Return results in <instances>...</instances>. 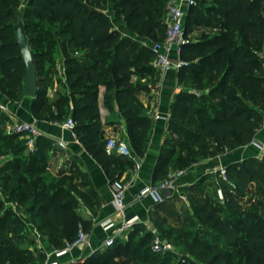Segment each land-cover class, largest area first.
<instances>
[{
    "label": "trees",
    "instance_id": "obj_1",
    "mask_svg": "<svg viewBox=\"0 0 264 264\" xmlns=\"http://www.w3.org/2000/svg\"><path fill=\"white\" fill-rule=\"evenodd\" d=\"M168 1L113 0L116 15L123 17L126 26L156 43L165 38ZM205 1L209 4L207 7L196 4L190 7L186 30L201 26L218 32L213 36L210 32L204 33L201 39L184 47L183 57L190 65L179 72L180 80L186 86L197 87L199 91L207 89L208 93L199 96L184 91L176 95L169 126L172 137L166 138L155 174V179L161 180L159 182L169 178L170 166L176 171L184 170L209 156L230 153L251 144L264 125V86L257 85L255 75L258 72L255 53L261 51L264 44V0ZM21 2L0 0L2 93L12 101H20L26 95V66L16 43L19 21L24 24L38 81L47 62L54 60L52 57L48 60L38 47L44 44L55 51L62 40L64 55L72 47L79 48L83 55L65 56L71 96L59 95L57 100H48L46 105L45 93L39 86V95L32 101L33 114L40 120L63 122L70 115L69 104L72 103L75 132L85 145L92 146L95 158L106 172L115 176L121 170L132 168V159L106 151L99 113V89L101 86L106 88L104 105L108 109L114 111V105H118L128 125L133 151L143 157L153 122L137 97L144 87L138 88L132 77L143 78L157 73L153 67L155 54L141 43L122 36L113 27L105 14L109 0H29L24 9L20 8ZM26 22L39 31L44 30V35L31 38ZM52 22L59 28L55 30ZM252 85L263 88L262 93L252 90ZM241 93L249 95L253 104ZM6 119L0 111V124ZM186 126L194 129L188 132ZM183 132L192 139L179 142L177 138ZM7 136H18L21 139L19 148L26 150V141L19 135ZM33 159L35 163L29 165L30 172L35 165L41 168V164H45L47 170L42 155H33ZM8 171L7 175H0L6 195L27 214L41 213L40 231H44V236L56 247L64 249L74 243L81 228L90 232L92 226L76 212L72 197L57 201L59 193H51L48 184L29 181L19 165ZM226 171L227 179L217 175L224 203L215 205L208 199L204 204L200 198L196 201L209 212L206 216L201 214V219L210 228V233L215 234V240L225 241L232 249L194 236L186 243L183 256L172 250L156 253L153 250L156 235L146 233L134 248L135 256L142 258L140 263L171 264L174 260L176 264H264V214L261 211L264 199L255 200L259 194L264 197V160L251 156L228 165ZM208 179H201L196 184L197 192H193L203 193V185ZM116 180L118 178L113 177V182ZM59 181L68 192L78 191L72 177H60ZM195 209L198 210L197 206ZM153 219L161 228L166 227V222L158 215ZM144 230V225L136 224L128 234V246H124V238H118L114 246L106 248L104 256H118L122 250L130 252L129 245ZM23 240L25 227L21 217L0 208V263L36 264V259L21 249ZM102 256L90 264L107 262Z\"/></svg>",
    "mask_w": 264,
    "mask_h": 264
},
{
    "label": "crops",
    "instance_id": "obj_2",
    "mask_svg": "<svg viewBox=\"0 0 264 264\" xmlns=\"http://www.w3.org/2000/svg\"><path fill=\"white\" fill-rule=\"evenodd\" d=\"M170 1L171 0L168 1V4ZM186 2L187 0H181V3L184 4L187 9L188 18L190 7L188 8ZM195 28V30L193 29L194 32L202 28L203 30H208L201 26H196ZM117 30L122 36L131 38L150 50H152L153 45L156 43L149 38L133 32L121 20L117 25ZM198 40L199 39H196L193 42ZM58 64L60 68L59 78H61L68 86L66 58ZM157 73L147 75L144 79V81L150 82V89L149 87H144L137 93V97L143 105L146 115L153 122L146 152L143 157H139L141 158V167L137 170L134 163L132 168L121 170L115 176H111L106 172L95 158V151L91 148L92 146L85 145V143L78 138L75 129H66L56 125L55 121H45L36 118L32 111V97L26 95V97L20 101H12L4 95L3 102L8 106L10 114L3 112L7 119L0 124V128L5 130L6 122L10 119L11 115L18 120L36 122L39 125L43 132V137L33 155L43 156L47 165V173L49 175L57 178L72 177L74 184L77 186V192L80 194V198L83 199V208L81 209V213L78 214L85 223L92 226L89 232V243L85 246H75L70 252L61 257H57L56 255V251L61 249L51 243L47 236L38 235L40 237V247L48 255L46 263L58 262L59 264H77L88 259L98 251L106 249L102 245L111 232L104 231L101 223L109 218H113L115 215L114 198L111 188L113 177L130 184L126 193V203L128 205L126 219L138 218L137 224L150 226L152 225V219L157 217V215L160 217L166 214L164 217H170V214L168 212H163V210L174 208V204L183 201L181 194L186 195L189 199V196L194 193L193 191L197 192L196 184L203 177H209V175H212L207 181H205L203 185V193H207L208 191L206 184L214 183L216 191L221 193L222 200H224L223 191L217 180L219 170L221 168H226L232 163L243 161L251 156H256L264 160V153H261L258 146L253 143L230 153L209 156L203 161L191 165L187 170H184L185 174L179 177L175 183L179 188V194H177L175 198L166 200L162 203L156 202L152 197H144L141 200H136V195L138 193L150 186L160 183L159 181H161L155 179V174L162 153V148L166 143V138L170 134L169 126L171 121V109L176 95L184 91H191L197 95L199 94L186 86L185 83L181 82L180 72L172 71L162 76ZM138 79L139 77L134 75L132 77L133 83L136 84ZM50 90L53 91H48V96H51V94L52 96L55 95V99L52 101L57 100L59 95L71 96L70 91L64 89V87L59 88L54 85L53 89ZM105 92L106 88L101 86L99 89V113L104 133L103 139L106 142L110 135H115L119 139L126 140L132 147L128 125L123 115L119 112L118 105H114V111H111L104 105ZM69 108L70 115L63 122L72 119V103L69 104ZM157 115H159V119L156 118ZM58 141H64L66 147L61 148L57 146ZM255 141L257 144L264 142V125L262 129L258 131ZM121 158L128 157L121 156ZM176 172L177 171L170 166L168 177L170 178ZM0 189L4 190L3 182L1 180ZM3 194L4 198L2 201L4 203L6 202V204L13 206L16 210L17 207L21 208L5 194V191H3ZM21 214L22 213H20L19 216H22ZM25 218V220H28L27 217Z\"/></svg>",
    "mask_w": 264,
    "mask_h": 264
},
{
    "label": "rangeland",
    "instance_id": "obj_3",
    "mask_svg": "<svg viewBox=\"0 0 264 264\" xmlns=\"http://www.w3.org/2000/svg\"><path fill=\"white\" fill-rule=\"evenodd\" d=\"M118 1V0H114ZM196 5H201L203 7H207L209 4L205 0H194ZM29 0H22L20 8H23L27 6ZM120 9V8H118ZM106 16L110 19V21L113 24V27L117 29V25L119 24V21H123L122 16L116 15V9L114 7L113 0H109V3L105 9ZM110 15V16H109ZM34 22H38L37 19L31 18ZM120 19V20H119ZM166 19V18H165ZM164 19V21H165ZM46 26V21L43 22ZM27 24V30L31 38L40 37V35H44V30H37L34 28V26L28 22ZM52 27L59 28V25L56 24V22H52ZM194 30L196 28H193ZM191 28H187V35L190 42L195 41L196 39H201L202 35L204 33L210 32V35L213 36L215 33H217V30L211 29V30H197L194 32V30ZM153 41V40H151ZM154 42V41H153ZM64 42L60 40L58 49L55 51H52L51 47H47V45H41L38 47L41 51L45 52V55L47 56L48 60L54 58V60H50V62H47L46 70L39 74V81H40V88L42 89V92L45 93L46 98V105H48V100L52 101L55 99V95L48 96V91H53L50 89H53L54 85L57 87H64L66 90H70L69 86H67L61 78H59V62L62 61L65 56L68 57H78L80 55H83L81 50L76 47H72L71 50L66 53L67 55H64V53L61 50L62 45ZM37 49L36 47H34ZM264 50V44L263 48ZM261 50V51H262ZM153 52V50H151ZM154 54V52H153ZM255 60L257 61V69L258 72H256V77L258 79L257 85L264 86V72L261 64V58L260 55H258V52L255 53ZM54 55V56H53ZM58 60V61H56ZM189 62V61H188ZM190 63V62H189ZM158 74V73H157ZM147 77L145 75L143 78H139L137 81L138 88L143 86L145 88L149 87L150 82L144 81V79ZM25 85V83H24ZM66 86V87H65ZM150 89V87H149ZM252 90H255L256 93H262L263 88H259L258 86H251ZM194 91L198 92L199 96L207 94V89H202L199 91V89L196 87L193 89ZM140 91V90H139ZM138 91V92H139ZM258 91V92H257ZM260 91V92H259ZM241 95L249 101L251 104H253L250 101V96L241 93ZM26 97V95H25ZM53 97V98H52ZM210 105L209 107H212L213 105ZM46 111V109L44 110ZM194 127L192 126H186L185 130L188 132H192ZM6 131L0 128V175L9 173V168L15 165H19L21 167L22 172L27 173L28 180L32 181H38L39 183L48 184L51 187V193H59L57 196V201H62V198L65 197H72L74 199L73 201V207L76 208L77 213H81V209L83 208V199L80 198V194L78 192H68V188L66 186L63 187L62 182L59 181V178L53 177L52 175H49L47 173V170L45 168V164H41V168L39 166L35 165V169L30 172L28 170L29 165H31L34 162L33 159V153L29 154L27 150H21L19 148V143L21 139L18 136H7ZM169 139L172 137L171 133L169 134ZM174 138L176 136H173ZM179 142L184 141L186 139L187 141H190L192 138L191 136H188L183 132L180 138ZM184 155H186V152H184ZM202 159L201 161H203ZM10 165V166H9ZM3 169V170H2ZM43 169V170H41ZM188 168H184V170H187ZM42 171V172H41ZM212 175H209V177ZM207 178V177H203ZM202 178V179H203ZM1 180V176H0ZM201 180V179H200ZM208 191L207 193H193L191 196H189L188 200L179 201L177 204H174V208H168L166 210H163V212H168L170 214V217H164L160 216L164 221L166 222V227L161 228L157 225V223L152 219V225L146 226L144 225L145 230L142 231L136 238L134 239L133 244H130L129 249L131 250L128 253H124L123 250L121 251V254L118 256H104L105 250L102 249L98 251L95 255H92L88 259L84 260L83 262L77 263V264H90V262H94L98 259V256H102L104 259H107V262H104L102 264H143L142 258L138 256H135L134 248L138 245L137 243L140 241L141 237L145 235L146 233H152L159 237L162 241L165 243H169L172 247V251L176 252L179 256H183L186 254V243L193 239L194 236H200L204 241L206 242H213L215 244H219L222 247L231 250L232 247L228 246L225 241L223 240H215V234L210 233V228L203 222V219H201V214L205 213V216L208 215V211H205L204 207H200L199 204H197L196 199L200 198L206 204L208 199H211L213 204L219 205L224 200H222L221 193L216 191L214 183L212 184H206ZM3 189H0V208L2 210L9 209L13 211L16 215L19 216L20 213H22L20 216L22 223L25 227V240L20 242V247L22 250L26 251L28 255L34 257L36 259V264H45L48 260L47 253L40 247L39 239L40 236H44V231H40V226L42 225L41 219V213L40 212H34V214H27L25 211H23L21 208L17 207V210L13 208V206L4 203L2 200L4 198ZM58 191V192H56ZM6 194V193H5ZM263 195V194H262ZM261 194L258 196H255V200L264 199V197ZM2 203L4 207H2ZM197 206L198 210L195 209ZM262 213L264 214V205L261 208ZM3 215V214H2ZM27 217L28 220H25ZM179 229V230H178ZM182 229V231H181ZM155 232V233H154ZM127 239L123 240L124 246H128V243L126 242ZM109 255V254H108ZM139 257V258H138ZM0 264H10L8 262L0 263ZM171 264H176L173 260Z\"/></svg>",
    "mask_w": 264,
    "mask_h": 264
},
{
    "label": "built area",
    "instance_id": "obj_4",
    "mask_svg": "<svg viewBox=\"0 0 264 264\" xmlns=\"http://www.w3.org/2000/svg\"><path fill=\"white\" fill-rule=\"evenodd\" d=\"M186 5L189 8L195 5V1L187 0ZM186 19L187 9L184 4L181 3V0H171L167 7L165 19V38L162 42L155 43L152 47L155 54L153 67L161 76L172 71L179 72L190 65L183 57L184 47L190 43L186 31ZM258 55H260L264 72V50L259 51ZM3 98L4 94L0 90V111L10 114L8 106L3 102ZM156 118L159 119V115H157ZM56 125L70 130L75 129V122L72 119L63 123L56 122ZM5 131L8 135H19L24 139L26 141V150L29 153H34L37 150L38 141L43 137V132L36 122L18 120L12 115L6 122ZM252 143L258 146L261 153H264V142L257 144L254 140ZM57 146L65 148L66 143L64 141H58ZM106 151L108 154H115L132 159L137 170L141 167V158L135 154L130 144L124 139H119L115 135H110L106 141ZM184 174V170L177 171L167 180L150 186L138 193L136 195V200H141L144 197H152L156 202L162 203L166 200L175 198L176 195L179 194V188L175 184L176 180ZM219 174L223 179H227L226 168H221ZM129 186L130 184L122 180H116L111 184L115 215L113 218H109L101 223L104 231L111 232L103 242L102 246L105 248L114 246L118 238L127 239L129 232L138 223V218L126 219V211L128 209L126 193ZM181 197L183 200H188V197L184 194H181ZM89 239L90 233L81 228L79 236L74 243H70L64 249L56 251L57 257L66 255L75 246L87 245ZM153 250L156 253H165L166 251L172 250V247L169 243H165L156 236L153 243ZM45 264L59 263L52 262Z\"/></svg>",
    "mask_w": 264,
    "mask_h": 264
},
{
    "label": "water",
    "instance_id": "obj_5",
    "mask_svg": "<svg viewBox=\"0 0 264 264\" xmlns=\"http://www.w3.org/2000/svg\"><path fill=\"white\" fill-rule=\"evenodd\" d=\"M16 43L20 47L21 57L26 66L25 94L29 97L36 98L39 95L38 71L22 21H19L17 25Z\"/></svg>",
    "mask_w": 264,
    "mask_h": 264
}]
</instances>
